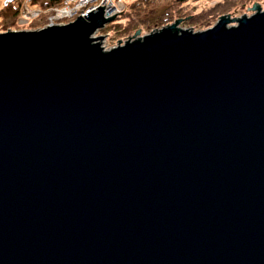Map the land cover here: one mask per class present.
<instances>
[{"label":"water","instance_id":"water-1","mask_svg":"<svg viewBox=\"0 0 264 264\" xmlns=\"http://www.w3.org/2000/svg\"><path fill=\"white\" fill-rule=\"evenodd\" d=\"M103 7L0 33V264H264V8L104 49Z\"/></svg>","mask_w":264,"mask_h":264},{"label":"trees","instance_id":"trees-1","mask_svg":"<svg viewBox=\"0 0 264 264\" xmlns=\"http://www.w3.org/2000/svg\"><path fill=\"white\" fill-rule=\"evenodd\" d=\"M187 2L188 0H135L128 5L125 3L124 11L105 26L104 30L106 33L111 34H107L109 37L113 36L117 41L119 39L128 38L129 35L134 34L136 31H145L146 28H159L167 23L179 20L186 25L193 20V15L198 16L197 14L205 10L200 9L197 12L194 10L192 11V5ZM237 2L238 0H221L216 3L215 6H211L205 11L207 12L214 9L216 10V12L214 11L216 16H219L220 12L230 13V11L238 4ZM20 3L19 0L17 3L12 4L7 8L1 7L0 32L22 28L16 23ZM191 11V19H187L186 17H188V14ZM177 12H181V15ZM149 14H152V16L148 17ZM43 19L44 18L42 17L33 19L25 25V28L32 29L39 27L43 25ZM210 23L213 22L208 18L207 26L210 25Z\"/></svg>","mask_w":264,"mask_h":264},{"label":"rangeland","instance_id":"rangeland-1","mask_svg":"<svg viewBox=\"0 0 264 264\" xmlns=\"http://www.w3.org/2000/svg\"><path fill=\"white\" fill-rule=\"evenodd\" d=\"M1 1L0 0V10H1ZM135 0H122V5H123V10L122 12L124 11L125 9V3H127V5L131 2H133ZM221 0H188L187 3H189L190 5H192V11H199L200 9H205L207 10L208 8H210L211 6H215L216 3L220 2ZM243 1V2H242ZM20 2H22V0H20ZM238 3V4H237ZM236 6L230 11V13H226V12H223L221 13L220 12V15L219 16H216L214 13L216 12V10H209V11H201V13L197 14L198 16H195L193 15L192 17V21H190V23L184 25L181 21H178L177 23V28L178 29H183V30H191L193 32H200V31H203V30H206L208 28H210L211 26H213L217 21H218V17L220 16H225L227 17L228 15V18L231 20L232 18H240L242 17V15L244 14V16H250L252 13H253V10H249L248 8H252L253 4L256 3L259 5L260 9H263L264 8V0H238ZM34 5H36V3H33ZM21 5V3H20ZM28 6L31 8L32 7V3H28ZM21 7V6H20ZM19 7V9H20ZM38 6H35V8H37ZM171 9V8H169ZM192 11L188 14V16H191L192 15ZM215 11V12H214ZM151 13V12H150ZM178 14L181 15V12H177ZM43 14V13H41ZM104 14V17L105 18H108L107 14L105 13V11L103 12ZM18 15H19V10H18ZM176 15V14H175ZM152 16V14H149L148 17ZM41 17L38 16L37 18ZM117 17V16H116ZM35 18V19H37ZM85 18V17H84ZM190 18V17H189ZM187 18V19H189ZM208 18L210 21H212L213 23H210V25L207 26V21H208ZM191 19V18H190ZM26 20H21V19H18L17 17V20H16V23L17 25H19V27H22L20 29H15V30H12V31H22V30H27V27L25 28V25L28 24V21L25 23ZM32 21V20H30ZM40 22V21H39ZM43 22L45 23V20L43 19ZM73 22V21H72ZM43 23V24H44ZM209 23V22H208ZM40 24V23H39ZM170 24H174V22H171V23H167L159 28H146L145 31H140L139 30V37L140 36H143L145 34H148L150 32H153L152 30L156 29V30H159L160 28L164 27V26H167V25H170ZM108 25V24H107ZM105 25V26H107ZM234 25V22H230L229 26H232ZM42 26V25H41ZM104 26V27H105ZM144 26V25H142ZM40 27V26H39ZM39 27H36V28H32V30H36L38 29ZM147 27V26H145ZM150 27V26H149ZM154 30V31H156ZM6 32V31H5ZM0 33H3V32H0ZM111 35L110 33H106L104 28H102L99 32H97L93 37H99V36H103L102 40L99 41L100 42V45L102 48L104 49H110L112 47H115L118 45V40L116 41L115 37L113 36H108V35ZM134 36V34L132 35H129L128 38ZM128 38H123V39H119L121 41V44H123Z\"/></svg>","mask_w":264,"mask_h":264},{"label":"built area","instance_id":"built-area-1","mask_svg":"<svg viewBox=\"0 0 264 264\" xmlns=\"http://www.w3.org/2000/svg\"><path fill=\"white\" fill-rule=\"evenodd\" d=\"M18 1L19 0H2L1 7L7 8ZM34 1L35 0H22L18 19L23 21L26 20V23L29 19L33 20L38 16L43 15L41 13H46L47 11H44V9L47 6H52L47 9L52 12H47L51 14V16H47L45 23L38 29L54 25H64L74 21L79 16L84 18L87 13L98 6H104L103 11H105L108 17H111L114 14L115 16H118L123 10L122 0H56L54 5H52L53 0H39L38 2H35L36 5L33 4ZM28 3H32L31 8L28 6ZM35 6L38 7L35 8Z\"/></svg>","mask_w":264,"mask_h":264},{"label":"bare ground","instance_id":"bare-ground-1","mask_svg":"<svg viewBox=\"0 0 264 264\" xmlns=\"http://www.w3.org/2000/svg\"><path fill=\"white\" fill-rule=\"evenodd\" d=\"M38 1H39V0H35L34 3H35V2H38ZM55 3H56V0H53V1H52V5H54ZM50 7H52V6H47L46 8L44 7V8H45L44 11H47V12L52 13L51 11L47 10V9L50 8ZM47 12H46V13H43V15H41V17L44 18V20H46V17H47V16H48V17L51 16V14H49V13H47ZM103 12H104V11H103ZM41 17H40V18H41ZM81 18H82V17H81ZM76 19H77V18H76ZM76 19H75V20H76ZM30 20H31V19H29L28 21H30ZM66 24H67V23H66ZM31 30H32V29L27 28L26 31H31ZM36 30H38V29H36ZM99 31H100V30H98L97 32H99ZM97 32H96V33H97Z\"/></svg>","mask_w":264,"mask_h":264}]
</instances>
